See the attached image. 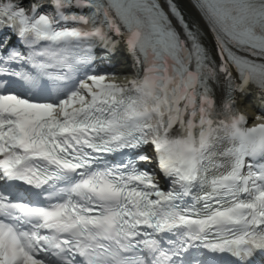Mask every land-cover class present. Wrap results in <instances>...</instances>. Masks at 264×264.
I'll return each instance as SVG.
<instances>
[{
    "label": "snow or ice",
    "instance_id": "obj_1",
    "mask_svg": "<svg viewBox=\"0 0 264 264\" xmlns=\"http://www.w3.org/2000/svg\"><path fill=\"white\" fill-rule=\"evenodd\" d=\"M165 3L47 0L41 12V0H0V32L29 49L0 51L11 78L0 80V264H214L202 249L253 264L264 253V122L246 126L233 95L264 91V0H193L219 63ZM118 43L138 65L125 82L91 67L94 45ZM21 62L33 71L11 67ZM153 159L159 175L140 166Z\"/></svg>",
    "mask_w": 264,
    "mask_h": 264
}]
</instances>
